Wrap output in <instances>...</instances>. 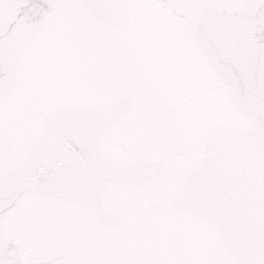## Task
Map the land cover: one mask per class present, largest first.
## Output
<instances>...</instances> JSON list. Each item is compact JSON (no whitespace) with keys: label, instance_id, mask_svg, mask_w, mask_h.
<instances>
[{"label":"water","instance_id":"95a60500","mask_svg":"<svg viewBox=\"0 0 264 264\" xmlns=\"http://www.w3.org/2000/svg\"><path fill=\"white\" fill-rule=\"evenodd\" d=\"M0 264H264V0H0Z\"/></svg>","mask_w":264,"mask_h":264}]
</instances>
